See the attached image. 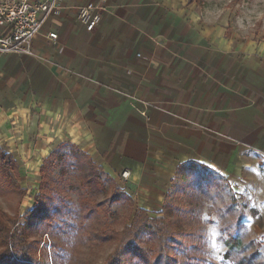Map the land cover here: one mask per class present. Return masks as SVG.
<instances>
[{"label": "crops", "instance_id": "obj_1", "mask_svg": "<svg viewBox=\"0 0 264 264\" xmlns=\"http://www.w3.org/2000/svg\"><path fill=\"white\" fill-rule=\"evenodd\" d=\"M59 1L32 39L35 55L0 53L9 152H42L39 169L68 141L147 210L161 206L179 164L261 181L264 59L228 33L226 18L195 0H105L89 32L77 18L89 0Z\"/></svg>", "mask_w": 264, "mask_h": 264}, {"label": "rangeland", "instance_id": "obj_2", "mask_svg": "<svg viewBox=\"0 0 264 264\" xmlns=\"http://www.w3.org/2000/svg\"><path fill=\"white\" fill-rule=\"evenodd\" d=\"M197 3L208 14L226 18L228 33L251 45L264 59V0ZM63 143L53 178L41 200L42 210L28 216L34 264H104L118 240H100L95 233L104 223L120 232L130 221L131 203L138 205L123 196L111 203L116 180L101 172L105 188L97 191L94 199L110 203L109 209L105 211L101 206L99 211L87 213L82 180L88 174L89 155L68 141ZM0 146L8 151L6 146ZM14 154L15 158L26 156L25 161L16 159L20 172L14 176L26 191L21 196L17 190L0 185V208L5 214L18 213L23 222V214L33 208V196L39 191L40 176L35 165L42 152ZM193 176L198 179L190 180ZM148 211L164 225L165 241L162 243L156 232L147 230L140 233L138 240L153 255L161 252V264L167 255L182 264H264V177L258 184H238L218 177L206 166L184 163L171 179L161 206ZM230 221L231 232L225 234L223 229ZM120 264L144 263L124 254Z\"/></svg>", "mask_w": 264, "mask_h": 264}, {"label": "trees", "instance_id": "obj_3", "mask_svg": "<svg viewBox=\"0 0 264 264\" xmlns=\"http://www.w3.org/2000/svg\"><path fill=\"white\" fill-rule=\"evenodd\" d=\"M197 2V0H195ZM65 143L61 142L58 146L52 149L41 161L39 165V185L38 193L33 196L34 206L23 214L24 221H19L18 213L5 214L0 208V264H34L32 257L29 238V219L28 216L39 213L42 210L41 200L47 193L50 181L53 178V169L58 159L59 147ZM72 144V143H71ZM74 145V144H72ZM75 146V145H74ZM82 151L81 149H79ZM88 156V155H87ZM193 163V162H190ZM88 174L83 178L85 184V193L82 195L83 201L87 206V213L98 210L102 207L105 211L109 209L110 203L95 201V193L105 188L101 178V172H105L103 167L95 163L88 156ZM184 164H179L176 172L183 167ZM18 162L15 156L3 149L0 146V185L12 191L17 190L22 196L25 193V188L21 187L19 182L14 178L18 175ZM107 175V174H106ZM110 177V176H109ZM113 190L110 193L111 203L118 200L121 196L133 199L125 192L124 188L117 182L112 184ZM88 205L90 207H88ZM131 210L128 216L130 220L125 224L123 229L118 232L111 228L107 223H104L101 228L95 233L100 240L115 238L118 240V245L112 255L108 256L104 264H120L124 254H131L138 257L144 264H161V252L153 255L150 249L144 248L139 243L140 233L143 230L154 231L159 235L160 241L164 243V225L159 223V218L151 216L150 211L143 207L135 206L131 203ZM99 211V210H98ZM162 264H182L179 259L173 260L170 256L163 259Z\"/></svg>", "mask_w": 264, "mask_h": 264}, {"label": "built area", "instance_id": "obj_4", "mask_svg": "<svg viewBox=\"0 0 264 264\" xmlns=\"http://www.w3.org/2000/svg\"><path fill=\"white\" fill-rule=\"evenodd\" d=\"M104 1L89 0L77 7V18L87 31L99 24ZM59 9V0H0V53L35 55L32 39L41 32L44 20ZM47 36L51 40L58 37L55 31ZM128 174V170L120 172L123 179Z\"/></svg>", "mask_w": 264, "mask_h": 264}, {"label": "snow or ice", "instance_id": "obj_5", "mask_svg": "<svg viewBox=\"0 0 264 264\" xmlns=\"http://www.w3.org/2000/svg\"><path fill=\"white\" fill-rule=\"evenodd\" d=\"M209 167H211V166H209ZM215 171H216L218 177L227 180V177H225L223 173H220L218 169H216ZM189 179L194 181V180L198 179V177L193 176V177H189ZM231 223L232 222L230 221L228 224L225 225V227L223 229L225 234H229L231 232Z\"/></svg>", "mask_w": 264, "mask_h": 264}]
</instances>
